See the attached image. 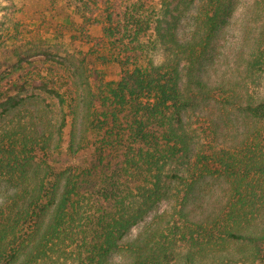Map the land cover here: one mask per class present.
<instances>
[{
  "label": "trees",
  "instance_id": "16d2710c",
  "mask_svg": "<svg viewBox=\"0 0 264 264\" xmlns=\"http://www.w3.org/2000/svg\"><path fill=\"white\" fill-rule=\"evenodd\" d=\"M201 1L198 49L178 34L188 0H66L79 41L101 26L94 61L118 81L52 52L51 65L0 72V264H264V99L198 75L226 4ZM248 67L263 76L264 55ZM203 92L254 125L240 144H220V120L188 121ZM208 179L229 188L199 215L190 203ZM143 222L150 234L128 239Z\"/></svg>",
  "mask_w": 264,
  "mask_h": 264
},
{
  "label": "rangeland",
  "instance_id": "374dc122",
  "mask_svg": "<svg viewBox=\"0 0 264 264\" xmlns=\"http://www.w3.org/2000/svg\"><path fill=\"white\" fill-rule=\"evenodd\" d=\"M225 3L222 21L214 27L207 61L199 66L197 73L206 78L208 85L223 90L232 88L238 99L247 92L256 100L264 99V75L252 76L248 67L250 60L264 55V0H226ZM186 6L178 34L181 40L194 42L200 49L201 38L208 34L209 24L198 21L202 1L188 0ZM81 24L82 19L66 0H0V72L2 75L10 72L19 58L27 62L46 61V65H51L55 61L51 62L46 52H52L59 61L69 56L83 59L86 55L89 63L96 62L90 65L91 70L104 74L101 76L107 81H118L120 71L115 64L94 61L99 56L96 43L102 36L101 26L91 28L93 41L84 43L77 39ZM162 54L161 50L157 60ZM183 78L184 90L196 93V80L191 77L189 67L183 70ZM203 94L196 101L199 105L189 113L188 121L200 125L203 121L220 120L219 126L215 123L220 132V136L216 134L220 144H240L254 125L237 112L219 106L211 95ZM228 188L221 180L208 179L198 185L190 204L196 206L194 209L199 215L215 211L224 201ZM3 198L0 195V203ZM168 205L165 203L162 209ZM147 222L134 227L128 239L148 236L150 224ZM129 262L127 255H112L109 264Z\"/></svg>",
  "mask_w": 264,
  "mask_h": 264
}]
</instances>
